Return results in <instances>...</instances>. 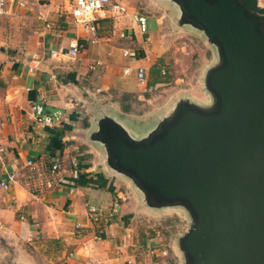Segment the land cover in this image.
Returning a JSON list of instances; mask_svg holds the SVG:
<instances>
[{"label":"crops","instance_id":"0c3cea01","mask_svg":"<svg viewBox=\"0 0 264 264\" xmlns=\"http://www.w3.org/2000/svg\"><path fill=\"white\" fill-rule=\"evenodd\" d=\"M115 1L129 14L146 17V34L131 28L128 19L103 20L92 43L70 16L67 0H8L0 17V165L9 172L31 160L45 181L32 192L23 180L25 171L19 185L0 188V264H137L138 249L152 252L157 264H182L153 238L138 239L132 222L136 211L142 212L140 200L92 138L91 118L100 109L120 120L129 134L131 127L153 129L165 117L124 113L112 97V92L146 86L137 82L134 70L143 67L148 75L156 65L146 49L160 29V19L133 9L134 0ZM71 44L77 45L80 60L68 55ZM130 47L137 49L135 61L122 56ZM125 68L131 70L128 76L122 74ZM37 104L52 124L35 120ZM55 160L63 174L49 185L46 173ZM73 162L77 179L71 177ZM114 204L119 209L112 223L101 227L89 221L88 206L105 210Z\"/></svg>","mask_w":264,"mask_h":264},{"label":"water","instance_id":"95a60500","mask_svg":"<svg viewBox=\"0 0 264 264\" xmlns=\"http://www.w3.org/2000/svg\"><path fill=\"white\" fill-rule=\"evenodd\" d=\"M171 1L218 50L205 83L213 105L179 103L140 142L105 116L92 138L150 205L192 216L179 239L184 264H264V8Z\"/></svg>","mask_w":264,"mask_h":264},{"label":"rangeland","instance_id":"374dc122","mask_svg":"<svg viewBox=\"0 0 264 264\" xmlns=\"http://www.w3.org/2000/svg\"><path fill=\"white\" fill-rule=\"evenodd\" d=\"M261 1L260 7L264 8V0ZM133 9L152 20L160 19L157 36L147 46L146 51L148 56L152 55L155 58L156 65L159 62L162 64L167 74L165 78L167 81L151 89L142 86L135 92L127 93L132 96L129 101L122 100L125 92H115V94L112 92V97L121 99L123 104L130 103L133 114L146 111L153 116L163 117L170 116L179 103L203 108L213 105L210 95L206 92L205 83L209 72L219 63L217 48L209 43L202 31L182 19L181 9L171 0H134ZM202 91L206 92V96H201ZM140 95H143L144 99H138ZM98 112L97 116L91 118L95 131L108 111L100 109ZM113 120L123 125L117 118ZM160 122L161 120L157 124ZM122 128L126 129L124 126ZM131 129L132 133L127 132L130 139L140 142L146 141L149 138L148 134L154 128L148 126L144 130L143 127L137 126V129L132 127ZM120 175L126 179L133 195L140 200L142 212L136 211L132 222V229L138 239L146 241L153 238L155 246L167 247L171 251L170 258L178 255L184 264V254L180 249L179 239L190 231L193 225L192 216L180 204L150 205L132 179L122 173ZM136 254L139 264L159 263V259L152 261V252L138 249Z\"/></svg>","mask_w":264,"mask_h":264},{"label":"built area","instance_id":"2783aa9c","mask_svg":"<svg viewBox=\"0 0 264 264\" xmlns=\"http://www.w3.org/2000/svg\"><path fill=\"white\" fill-rule=\"evenodd\" d=\"M69 4V14L73 18L74 22L80 25L85 32L90 36L91 42L96 43L98 41V22L103 20H110L115 23L128 19L129 26L131 28H136L139 33H147V19L146 17L138 14H129L128 9L125 5L116 2L115 0H67ZM8 0H0V17L6 12V5ZM68 55L72 60H80V54L76 44H71L68 50ZM137 49L135 47H130L122 51V56L130 61H135L137 58ZM97 63L91 66L94 70ZM130 68L123 69V76H128L130 73ZM29 72H33V68H29ZM135 78L138 83L146 84L147 72L145 68L138 67L134 70ZM35 120L38 123L52 124V118L46 116L40 105H34L32 107ZM4 150L0 147V156L3 154ZM26 171V175L23 180L26 179L27 186L31 191H36L43 187L45 181L43 180V174L37 171L36 164L28 160L26 163L22 164L18 170H12L9 172H4L2 170V165H0V188L2 190H10L14 186L21 183L22 173ZM63 174V166L59 160H55L49 171L46 173L48 179V184L56 181V177ZM79 176V171L77 170V165L73 162V167L71 170V177L77 179ZM44 177V176H43ZM119 207L118 204H114L109 209H101L96 206H88L87 215L89 221L96 226H107L114 220L115 214L117 213ZM78 229H81L80 225H77ZM166 255V252H163Z\"/></svg>","mask_w":264,"mask_h":264},{"label":"trees","instance_id":"16d2710c","mask_svg":"<svg viewBox=\"0 0 264 264\" xmlns=\"http://www.w3.org/2000/svg\"><path fill=\"white\" fill-rule=\"evenodd\" d=\"M166 76L167 74L162 68V64L159 62L157 65L152 67V69L149 71V74L147 75V81H146V88L151 89L159 84L166 83ZM144 97V96H143ZM132 98L131 94H123L122 100L129 101ZM121 99H115V101L120 105L122 111L124 113H130L131 112V104H123Z\"/></svg>","mask_w":264,"mask_h":264}]
</instances>
